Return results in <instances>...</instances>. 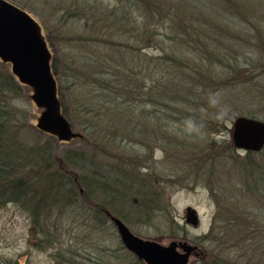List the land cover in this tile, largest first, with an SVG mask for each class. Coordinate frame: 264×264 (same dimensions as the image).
<instances>
[{
	"label": "rangeland",
	"instance_id": "374dc122",
	"mask_svg": "<svg viewBox=\"0 0 264 264\" xmlns=\"http://www.w3.org/2000/svg\"><path fill=\"white\" fill-rule=\"evenodd\" d=\"M232 1L233 9H239L246 19L233 18L230 12L228 21L214 19L216 17L210 15L213 24L202 25L207 28V33L196 45V49L213 55L219 50L214 46L223 47L221 50L229 65H222L218 58L212 65L206 62L211 81H205L202 86L208 94L204 101L187 103L185 116L182 113L175 116L171 112V116L165 114L160 122L164 128H159V114H153L155 102L145 100L139 108L140 111L144 109L142 114H124L137 117L135 120H140V126L144 123V127L150 130L131 133V139L125 140V147H114L112 153L117 155L116 161L124 163L125 179L134 181L139 189H134L122 203L117 201L114 204L108 190L99 196L93 187L89 195L96 203L91 201L93 204H89V211L71 214H63L57 207H53L48 215L42 211L36 214L32 211L36 203L33 199L26 203L28 206L17 201L1 203L0 264H147L125 246L112 221L107 218L105 224L99 226L94 214L95 206L100 202L98 197L108 200L105 209L111 211V203L114 207L111 212L140 237L165 245L173 240H186L197 245L203 251L201 255L206 252L208 258L221 250L224 257L233 263L264 264V254L261 253L264 240H258L256 236L259 234H254V244L249 249V241L243 234L247 232L242 230L245 223L251 222L264 230V186L261 194L256 192L257 187L256 193L248 188V183L253 184L255 180L254 173H249L253 171L251 165L257 172L264 171V147L249 155L248 151L236 148L232 141L235 117L243 115L264 121V50L260 43L264 41V0H243L241 4L238 0ZM218 2L221 6L220 0ZM28 11L39 22L41 34L49 46L58 99L73 136L63 140L57 133L38 127L44 107L33 100V87L18 80L23 85V103L29 106L31 131L50 140L55 155L61 156L68 148L91 151L95 148L96 139L83 129L82 120L65 92L61 42L56 39L51 24ZM146 51L154 55L164 54L158 48H147ZM4 63L12 72V64ZM56 64L58 67L55 69ZM211 70L213 72L209 74ZM198 94L200 97L204 95L201 90ZM126 105L135 107L126 102L123 107ZM213 112H216L214 116ZM146 116L149 117L147 121L144 120ZM215 117L220 121L216 120L213 126ZM221 127L224 128L221 130ZM152 133L154 139L150 142ZM144 134L149 137L145 139ZM106 162L110 163L105 168L113 170L111 163L114 161ZM112 177L118 176L115 173ZM143 181H147L146 187ZM147 191L150 196H146ZM188 206L197 209L198 226L185 221ZM214 224L218 226L211 231ZM246 230L250 233L255 231L251 227ZM209 232H213V239L218 240L200 239ZM231 232L235 234L228 235ZM199 256L192 253L188 264H202L203 259Z\"/></svg>",
	"mask_w": 264,
	"mask_h": 264
},
{
	"label": "trees",
	"instance_id": "16d2710c",
	"mask_svg": "<svg viewBox=\"0 0 264 264\" xmlns=\"http://www.w3.org/2000/svg\"><path fill=\"white\" fill-rule=\"evenodd\" d=\"M13 1L53 27L63 49L65 92L82 120L83 129L96 139L91 151L68 148L61 156L55 155L51 141L31 131L29 106L23 103V85L0 59V204L17 201L28 206L26 203L33 199L36 203L32 211L47 215L53 207L62 210L63 214L88 210L94 201L89 195L93 187L99 196L108 190L113 203H122L134 189H139L134 181L125 179L124 163L116 161L117 155L112 153L114 147H125V140L131 139V133L150 130L144 123L140 126V120H135L137 117L124 114H142L144 109L140 111L139 108L148 100L156 103L153 114H159V123L165 114L171 116L170 112L174 116L181 113L185 116L187 103L204 101L208 95L205 87L202 88L205 81H211L206 62L212 65L218 58L222 65H228L221 50L223 47L214 46L219 49L215 55L196 49L207 33V28L202 25L213 24L210 15L228 21L231 18L229 12L233 18H241L240 21L246 19L239 9H233L232 0H220L221 6H218V0ZM242 1L238 0V3ZM260 43L264 50V41ZM147 48H158L164 54H150ZM57 67L58 64L54 65L55 69ZM211 72L213 70L209 74ZM200 90L204 93L202 97L198 94ZM125 102L135 107H123ZM213 113L212 116L216 114ZM148 118L146 116L144 120ZM216 120L219 118L213 119V126ZM164 127L163 123L159 124V128ZM144 135L145 139L149 137ZM150 136L151 142L154 133ZM253 152L248 151V154ZM105 158L114 161L111 163L113 170L105 168L108 163ZM251 166L253 171L249 173H254L253 184L256 185L248 183V188L253 192L259 188L256 192L261 194L264 171L257 172ZM112 173L118 177H112ZM146 182L143 183L145 187ZM145 194L150 196L149 191ZM98 198L100 202L96 204L94 214L102 226L108 218L103 211L108 200ZM113 208L110 203V210ZM249 225L255 231L246 230ZM216 226L214 224L211 231ZM244 226L242 230L247 232L243 234L249 241V249L253 247L254 234H259L255 235L258 240H264V230L258 229L254 222ZM212 233L204 234L200 239L217 241ZM219 251L212 258L207 254L202 264H241L233 263Z\"/></svg>",
	"mask_w": 264,
	"mask_h": 264
},
{
	"label": "water",
	"instance_id": "95a60500",
	"mask_svg": "<svg viewBox=\"0 0 264 264\" xmlns=\"http://www.w3.org/2000/svg\"><path fill=\"white\" fill-rule=\"evenodd\" d=\"M0 59L12 64V73L22 84L33 87V100L44 107L38 127L57 133L60 139H70L73 132L62 113L51 52L41 34L40 24L31 12L10 0H0ZM232 141L241 150H261L264 147V121L243 115L235 117ZM109 214L125 246L147 264H187L192 253H202L197 245L186 240H173L165 245L140 237L120 217ZM185 221L198 226L196 208L188 206L185 209Z\"/></svg>",
	"mask_w": 264,
	"mask_h": 264
},
{
	"label": "flooded vegetation",
	"instance_id": "af4514ba",
	"mask_svg": "<svg viewBox=\"0 0 264 264\" xmlns=\"http://www.w3.org/2000/svg\"><path fill=\"white\" fill-rule=\"evenodd\" d=\"M103 211H104L105 215L108 217V219H109L110 221L113 222V224L115 225V227H116V229H117V226H116L114 220L111 219V215L109 214V212H110V213H112V212L109 211V210H107V209H104ZM112 214H113V213H112ZM117 231H118V230H117ZM118 233H119V232H118ZM202 252H203V251H202ZM191 255H192V254H191ZM206 255H207V253L205 252V254L203 253L202 255L200 254V256H199V255H198V256H199L201 259H204V258L206 257ZM189 260H190V257H189ZM188 262H189V261H188ZM187 264H188V263H187Z\"/></svg>",
	"mask_w": 264,
	"mask_h": 264
}]
</instances>
